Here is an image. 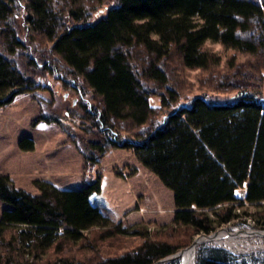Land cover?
Listing matches in <instances>:
<instances>
[{
    "label": "trees",
    "instance_id": "trees-1",
    "mask_svg": "<svg viewBox=\"0 0 264 264\" xmlns=\"http://www.w3.org/2000/svg\"><path fill=\"white\" fill-rule=\"evenodd\" d=\"M24 9L30 45L19 36ZM36 69L73 77L81 92L96 136L83 171L111 148L132 151L172 191L175 210L151 232L90 204L99 176L81 190L35 180L33 195L0 175V200L11 206L0 216V264H155L240 218L264 230V93L245 87L255 76L264 88V0H0V108L40 89ZM19 146L33 149L28 139ZM195 264L257 263L200 245Z\"/></svg>",
    "mask_w": 264,
    "mask_h": 264
},
{
    "label": "rangeland",
    "instance_id": "rangeland-1",
    "mask_svg": "<svg viewBox=\"0 0 264 264\" xmlns=\"http://www.w3.org/2000/svg\"><path fill=\"white\" fill-rule=\"evenodd\" d=\"M106 10L103 6L99 7L85 24L95 23ZM26 15L27 11L24 9L19 16L21 29L19 36L28 45V31L24 23ZM36 48L38 47L31 43L29 53L33 54ZM212 48L216 52H223L218 45ZM40 63L37 69L41 68ZM22 68L27 70L23 66ZM37 69L33 70L32 75L35 81L39 82L40 89L20 93L11 103L0 108V175L9 176L16 188L33 195L38 194L33 186L35 180L47 181L61 190H81L85 187V179L93 181L99 176L101 189L90 194L89 202L106 217L127 227L145 225L151 232L169 224L175 210L172 191L167 189L153 172L143 167L132 151L111 148L96 165L87 166L83 171L82 154L91 152L88 143L96 136L91 123L84 116L80 103L77 102L81 92L73 91V77H67L59 70L46 75ZM193 75L188 74L191 82L195 81ZM38 76L44 78V81L37 80ZM245 84L246 88L259 97L264 93L263 81L255 76L246 78ZM197 89L199 88L195 87L193 92ZM84 94L85 97L82 96L84 99L91 100L90 92ZM205 98L219 103L233 102L236 93L207 92ZM151 105L158 107V100L152 98ZM46 117L59 121L40 120ZM36 120L38 122H35ZM22 139L31 140L33 149L22 150L19 146ZM236 194L242 198L244 190L240 189ZM244 206L250 207L246 203ZM10 209L9 204L0 200V216L4 210ZM224 228L264 231L256 229L252 221L244 218L217 231ZM204 237L206 236H195L193 244L195 239ZM234 240L237 243L235 250L238 254L215 243L202 245L226 250L247 263L264 264V249L254 248V246L264 248V239L258 240L249 236L236 237Z\"/></svg>",
    "mask_w": 264,
    "mask_h": 264
},
{
    "label": "bare ground",
    "instance_id": "bare-ground-1",
    "mask_svg": "<svg viewBox=\"0 0 264 264\" xmlns=\"http://www.w3.org/2000/svg\"><path fill=\"white\" fill-rule=\"evenodd\" d=\"M249 236H253L258 240H263L264 239V231H242V230H237V229L228 230V229L224 228V229H221V230H219L213 234H210L209 236H206L202 239L201 238L195 239V242L193 245L185 248L184 250L180 251V253L178 254L180 264H195L196 249H197V247H199L200 245L205 244V243H215L216 245H218L220 247L222 246L223 248H226V249L230 250L231 252L238 254V252H236V250H235L237 243L235 242L234 239L236 237H249ZM240 247H241V245H240ZM254 248L264 249V248H261V246H254Z\"/></svg>",
    "mask_w": 264,
    "mask_h": 264
},
{
    "label": "water",
    "instance_id": "water-1",
    "mask_svg": "<svg viewBox=\"0 0 264 264\" xmlns=\"http://www.w3.org/2000/svg\"><path fill=\"white\" fill-rule=\"evenodd\" d=\"M215 232H216V231H215ZM215 232H214V233H215ZM201 236H209V235H201ZM192 244H193V242H192L189 246H191ZM178 254H179V253H178ZM178 254L172 255V256L167 257V258H165V259H162V260L158 261V262L155 263V264L162 263V262L169 261V260L177 259V258H178Z\"/></svg>",
    "mask_w": 264,
    "mask_h": 264
}]
</instances>
